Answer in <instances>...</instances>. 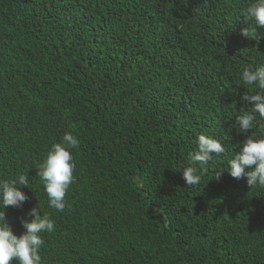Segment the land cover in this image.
Here are the masks:
<instances>
[{
	"label": "trees",
	"instance_id": "1",
	"mask_svg": "<svg viewBox=\"0 0 264 264\" xmlns=\"http://www.w3.org/2000/svg\"><path fill=\"white\" fill-rule=\"evenodd\" d=\"M0 264H264V0H0Z\"/></svg>",
	"mask_w": 264,
	"mask_h": 264
}]
</instances>
